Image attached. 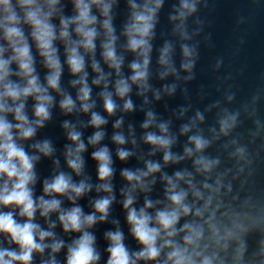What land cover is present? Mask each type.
<instances>
[{"label": "water", "instance_id": "water-1", "mask_svg": "<svg viewBox=\"0 0 264 264\" xmlns=\"http://www.w3.org/2000/svg\"><path fill=\"white\" fill-rule=\"evenodd\" d=\"M111 3L110 16L114 35L115 49L118 57L123 58L119 72L105 62L101 47L105 39V31L101 24L104 17L97 8L93 14L98 17L96 25L100 35L96 40L94 59L99 63L106 79L99 85L93 83L99 78V73L92 68V54L85 55V71L87 84L91 88L90 103L94 107L88 113L82 111L78 99L81 85H73L72 81L79 79L66 63L65 47L57 40L55 46L62 65L60 91L49 89L54 98L50 107V118L42 128H37L35 136L30 140H17L29 156L38 157L34 162L35 182L29 185L33 191V199L56 198L61 201V210L81 207L84 215L95 213L97 222L86 228L95 237L94 247L100 256L97 264H106L110 241L106 238L109 231L120 230L124 235V244L130 253L137 252L142 245L130 232L127 222V210L123 203L131 191V184L121 175L122 170L146 171V162L159 163L160 172L145 178L144 183L149 190L137 187L131 191L135 198L133 207L137 210L144 207L145 199L155 205L149 213L163 209L170 202L166 198L167 181L164 176L175 178L176 172L188 173L185 180L178 181L179 187L188 192L186 203L203 209L208 198L211 204L202 217L193 214L182 217L177 225L179 230L185 223H197L204 229L200 251L209 257H215L213 264H264V0H186L194 5L195 10L189 11L182 7L185 0H160L156 9L154 27L148 38L150 51L147 67L146 87L133 83L130 77L133 62L143 64V57L127 48L126 26L132 22V4L139 10L149 0H106ZM156 0H151L155 7ZM184 15L181 16L180 13ZM74 0H60L58 14L52 18V23L59 29L60 16H74ZM32 47L34 67L40 82L46 87L45 77L49 69L39 55L35 42L31 39V29L22 26ZM75 39V33H72ZM0 45L7 47L6 41L0 37ZM169 49L168 64L161 63L165 48ZM187 48L189 55H185ZM11 51L5 53L7 59ZM190 64V68H185ZM13 71L17 66L13 64ZM13 80H18L13 76ZM119 79H125L130 85V92L121 98L116 94L115 85ZM112 93L117 106L113 114L104 108L102 92ZM70 95L75 102V109L68 113L60 108L63 95ZM159 97V98H157ZM133 104L131 111L124 109L125 100ZM35 100L29 97L25 112L29 120H35L33 106ZM92 112L99 113L107 121L99 129L90 124ZM154 120L147 128L143 124L148 120V113ZM9 121L15 123L9 114ZM118 120L122 121L119 128L115 127ZM69 122L75 130L81 133V141L85 151L80 155L84 161L79 174L67 164V151L76 144L68 138V130L64 123ZM227 121L224 129L222 122ZM167 125V133L160 131V125ZM188 131L185 132L184 128ZM102 131L104 136L96 144H89V139L95 132ZM147 133L167 135L174 142L170 151L176 157H183L178 162L165 163L164 150L145 142ZM122 134L126 143L119 145L113 136ZM200 136L206 140L207 146L197 152L190 137ZM49 141L53 149L51 155L45 156L33 145ZM107 147L109 149L113 175L109 181L98 178V161L93 159V152ZM192 149V155L185 149ZM118 149H124L132 155L124 161L118 156ZM201 157L216 161L210 172L197 170L195 161ZM60 173L71 176L72 182H85L91 185V190L75 200H69L68 195H48L44 192V182H51ZM7 179L6 177L4 178ZM199 190L203 199H197L192 194V188ZM0 180V185L3 184ZM108 182L112 192L97 190L102 183ZM209 188H204V185ZM74 195L73 193H69ZM102 197H114L106 220L99 219L100 213L95 211V201ZM159 202V203H157ZM14 212L17 222L27 218L19 216L15 206H0V212ZM34 223L44 231H51L52 238L44 241L48 245L43 253L34 252L32 264H67L68 248L78 239L80 232H65L59 221V212H52L47 218L36 212ZM55 224V227L50 225ZM184 233H179L175 242L183 244ZM10 237L0 233V248L18 246L9 243ZM54 240L64 242V247L56 253L51 250ZM37 242L39 237L37 236ZM162 241H158V245ZM165 249L156 262L139 260L137 264H164ZM199 264V261H198Z\"/></svg>", "mask_w": 264, "mask_h": 264}, {"label": "clouds", "instance_id": "clouds-1", "mask_svg": "<svg viewBox=\"0 0 264 264\" xmlns=\"http://www.w3.org/2000/svg\"><path fill=\"white\" fill-rule=\"evenodd\" d=\"M60 0H0V37L7 43V47L0 45V206H15L19 209V216L26 217L24 222H17L14 212H0V233L10 237L9 243L18 246V251L13 248H0V264H32L33 253H43L48 245L44 241L53 237L51 231H44L34 223L36 212L39 210L42 217L47 218L52 212H59V221L65 232H80L78 239L68 248L67 264H97L100 256L94 244L95 237L86 228L92 227L97 222L95 213L84 215L81 207L76 206L69 210H61V201L56 198H39V202L33 199V191L29 185L35 182L34 162L38 159L29 156L25 149L17 143V140H30L37 128H42L44 122L50 118V107L54 98L49 94V89L60 91V79L62 65L58 56V49L55 42L60 40L65 47L66 63L74 75H79V79L72 81L73 85H81L78 99L82 102V111L88 113L94 103H90L91 88L87 84V72L85 71V55L81 54V49L85 54H92V68L99 73V78L93 81L99 85L106 79L99 63L94 59L96 40L100 33L97 30L98 17L93 14V8H97L104 17L102 28L105 31V39L101 44L102 55L106 63L111 68L119 72L123 63V58L116 54V36L112 27L110 16L111 3L106 0H74L75 15L72 17L60 16L59 29L51 22L52 18L58 14ZM132 22L126 26L127 48L139 53L143 57V64L133 62L130 67L133 75L130 77L133 83L146 87L148 76L147 67L149 64L148 53L150 45L148 38L154 27L153 21L156 9L160 7V0H156L155 7L151 6V0L146 3L143 10H139L138 5H131ZM184 9L194 11V5L185 2ZM184 15L183 12L180 13ZM23 25L31 29L30 36L35 42L39 55L43 58L45 66L49 69L45 80V87L34 67L35 61L32 54V47L25 35ZM76 38H73L72 33ZM11 51V55L6 59L5 53ZM168 52L166 47L161 57L162 64H168ZM185 55H189L187 48ZM17 66V71H13L12 65ZM185 68H190V64H185ZM15 76L18 80H13ZM130 85L127 80L119 79L115 85V91L121 98L126 97L130 92ZM104 100V108L109 114L116 111V104L112 98V93L104 91L101 93ZM29 97L35 100L33 106L35 120L30 121L26 115L25 106ZM159 98V97H157ZM60 108L71 113L75 109V102L70 95L64 94L60 101ZM124 109L131 111L133 104L130 99L125 100ZM11 114L15 123L7 118ZM154 117L148 113V120L143 124L147 129L153 122ZM107 121L99 113L92 112L90 124L100 128ZM122 124L118 120L115 124L119 128ZM224 129L228 128L227 121L222 122ZM160 131L167 133V125L161 124ZM64 128L68 130V138L76 144L75 149L69 147L67 151V164L77 174L83 168L84 161L81 153L85 151V144L81 141V133L75 130L69 122L64 123ZM184 131L188 129L185 127ZM104 136L102 131H97L89 139V144H98ZM115 143L123 145L126 143L122 134L113 136ZM146 143L164 150L163 160L165 163L178 162L183 157H176L170 151L173 140L167 135H156L147 133L144 137ZM190 142L195 145L197 152L207 146V141L200 136L190 137ZM45 156L51 155L53 149L49 141L36 143L33 145ZM185 153L192 155V149L186 148ZM93 159L98 161V178L101 181H109L113 175L112 159L107 147L100 148L93 152ZM132 155L131 152L118 149V156L121 161L127 160ZM216 161H210L203 157L197 159L195 164L197 170L210 172ZM146 171L143 170H122L121 175L131 184V191L137 187L148 191L149 187L144 183L145 178L153 173L160 172L159 163L146 162ZM188 173L176 172L175 178L164 176L167 181L166 198L170 205L155 212V216L149 213V209L155 207L153 202L145 199L144 207L137 210L133 207L135 198L131 191L126 195L123 207L127 210V222L130 225V232L133 237L142 245L137 252L130 253L124 244V235L120 230L106 233V238L110 241L107 248L109 258L106 264H137V261L156 262L161 253L168 249L164 264H213L215 257L204 255L200 251L201 241L204 237V229L197 223H185L179 230L177 225L182 217L193 214L202 217L211 204V197L208 198L203 209L195 208V205L186 203L188 192L179 187L178 181L185 180ZM7 178L6 180L4 178ZM187 183L192 188V194L197 199H203L202 193L193 185L191 179ZM204 188H209L205 184ZM91 190V185L85 182L75 184L69 175L60 173L51 182H44L45 194L68 195L69 200H75L85 192ZM98 191L103 190L111 193L112 186L105 182L98 186ZM73 193L74 195H70ZM114 197H102L95 201V211L100 213L99 219L106 220L108 210ZM159 203V202H157ZM55 227V224L50 225ZM179 233H184L183 244L175 242ZM37 236L39 242H37ZM158 241H162L158 245ZM53 253L59 252L64 247V242L54 240L51 244ZM55 264V261H52Z\"/></svg>", "mask_w": 264, "mask_h": 264}]
</instances>
